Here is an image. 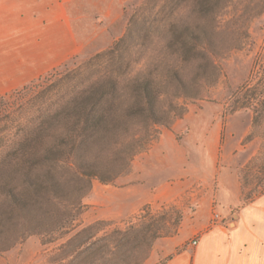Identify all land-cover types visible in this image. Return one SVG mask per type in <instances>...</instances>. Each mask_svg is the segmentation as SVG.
<instances>
[{"label":"rangeland","instance_id":"374dc122","mask_svg":"<svg viewBox=\"0 0 264 264\" xmlns=\"http://www.w3.org/2000/svg\"><path fill=\"white\" fill-rule=\"evenodd\" d=\"M63 1L39 0L40 9L52 4V13L8 11L22 0H0V63L22 62L19 71H0V88L60 59L40 75L0 91V146L11 139L13 125L23 122L26 100L64 71L176 73L183 87L174 76L159 89L164 93L160 105L177 117L157 124L121 173L108 182L92 177L74 216L56 204L64 211L60 221L25 233L10 246L0 243V264H162L204 228L229 220L264 192V0L220 2V26L229 34L221 52L211 57L214 64L206 60L212 67L205 71L199 66L202 54L194 64L180 63L168 59L153 40H144L145 46L136 40L126 49L122 68L115 66L119 53H108L138 8L139 22H158L160 11L182 0H124L121 12L107 21L100 16L95 26L91 12L90 19L80 20L86 13L74 9V24L68 13H60L56 32L50 20L55 23ZM67 51L74 53L61 59ZM245 103L254 106L242 108Z\"/></svg>","mask_w":264,"mask_h":264},{"label":"trees","instance_id":"16d2710c","mask_svg":"<svg viewBox=\"0 0 264 264\" xmlns=\"http://www.w3.org/2000/svg\"><path fill=\"white\" fill-rule=\"evenodd\" d=\"M182 1L160 11L158 22H139L141 8L134 11L126 32L108 51L119 53L115 66L127 64L122 54L136 40L141 46L144 40L155 41L168 59L180 63L194 64L201 54L213 63L211 57L221 52L229 34L220 26L222 0ZM205 61L199 65L202 71L211 66ZM159 76L151 71H64L52 86L26 100L23 122L13 125L11 139L0 146L1 244L10 246L25 233L60 221L64 211L56 204L74 216L92 177L108 182L121 173L145 148L157 124L177 117L160 105L164 93L159 88L178 77ZM165 115L168 120L162 121Z\"/></svg>","mask_w":264,"mask_h":264},{"label":"crops","instance_id":"0c3cea01","mask_svg":"<svg viewBox=\"0 0 264 264\" xmlns=\"http://www.w3.org/2000/svg\"><path fill=\"white\" fill-rule=\"evenodd\" d=\"M124 0H67L63 5L59 4L56 8L59 13L53 24L50 20V26L56 29L60 28V13H68L74 24V17L71 14L74 9L81 13L80 20L90 19L88 12L92 14V25L95 26L99 17L107 21L112 13H119L122 10ZM37 2V3H36ZM58 2V0H56ZM39 0H22L19 7L15 4L10 5L8 11H30L41 10L38 7ZM76 4H80L76 6ZM52 4L41 11L55 12ZM39 12V11H38ZM99 24V23H98ZM69 51V50H68ZM67 51V52H68ZM74 52H68L64 58ZM60 60V59H59ZM59 60L50 62L40 71L34 72L20 82L10 83L7 87L0 88V91H7L12 86L22 84L27 79H31L43 73L46 68ZM28 63V61L26 62ZM18 65H22L20 62ZM11 63H0V71H19L20 66ZM27 64L23 65L27 67ZM197 243L192 246L190 243L179 250L173 256L168 258L162 264H264V192L250 198L249 201L241 205L232 215L231 218L222 223L212 224L204 228L196 237Z\"/></svg>","mask_w":264,"mask_h":264},{"label":"built area","instance_id":"2783aa9c","mask_svg":"<svg viewBox=\"0 0 264 264\" xmlns=\"http://www.w3.org/2000/svg\"><path fill=\"white\" fill-rule=\"evenodd\" d=\"M196 243H197V239H196V238H194V239H192V241H191V243H190V244H191L192 246H194V245H196Z\"/></svg>","mask_w":264,"mask_h":264}]
</instances>
